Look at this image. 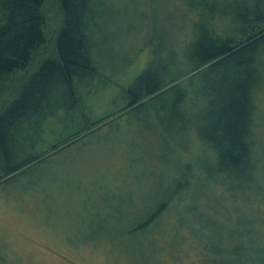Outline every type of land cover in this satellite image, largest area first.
<instances>
[{
  "label": "trees",
  "instance_id": "obj_1",
  "mask_svg": "<svg viewBox=\"0 0 264 264\" xmlns=\"http://www.w3.org/2000/svg\"><path fill=\"white\" fill-rule=\"evenodd\" d=\"M48 1L0 0V97L10 90L0 104V169L14 138L32 131L39 141L40 132L48 133L41 152L0 172V185L139 112L127 128L135 124L128 131H148L144 140L157 141L158 151L140 155L150 169L125 190L94 181L93 200L87 206L83 197L68 242H140L156 259L168 248L173 264L181 263L182 251L184 264H264V150L255 115L264 80V0H180L195 29L181 54L163 40L166 53L157 48L122 84L117 69L102 63L110 35L101 40L107 31L100 20L109 18L106 6L114 0H57L53 54L29 72L46 42ZM217 19L229 29L216 30ZM111 87L117 92L109 106L95 101ZM6 250L0 239V264L12 262Z\"/></svg>",
  "mask_w": 264,
  "mask_h": 264
},
{
  "label": "rangeland",
  "instance_id": "obj_2",
  "mask_svg": "<svg viewBox=\"0 0 264 264\" xmlns=\"http://www.w3.org/2000/svg\"><path fill=\"white\" fill-rule=\"evenodd\" d=\"M106 8L111 15L100 20L107 31L100 38L105 40L107 34L110 38L102 46L106 51L102 63L117 69L115 78L121 84L135 78L147 66L157 48L166 53L167 43L163 40L173 42L179 55L195 31L192 26L194 15L180 0H114L111 9ZM43 12L48 21L46 42L34 53L29 72L42 58L53 54L54 32L60 21L57 0H49ZM213 24L216 30L224 32L230 25L220 19ZM171 35L174 36L169 39ZM9 91L5 89L0 104L8 98ZM116 92L112 87L105 89L95 95V101H106L104 107L109 106ZM256 103V126L264 150V80L256 91ZM139 115L134 112L122 116L117 121L118 127L113 130L104 127L87 138L89 143L78 142L40 162H32L23 172L13 176L14 179L0 185V239L12 258L10 264H124L120 258L126 255L137 264H173L168 248L157 255L160 259H156L140 242L124 241L114 247L100 243L92 247L70 244L67 240L82 216L83 197L85 194L89 196L87 206L93 200L94 181L100 185L107 182L118 184L125 190L132 187L135 177L150 169V161L140 155L143 151H158L157 141L148 143L144 140L152 135L148 131H128L135 124L127 128V123L136 122ZM47 135L45 131L40 132L37 141L36 132L28 131L22 139L14 138L11 143L13 151L10 147L8 149L11 158L2 160V168L26 161L34 153L41 152ZM51 135L55 138V133ZM19 144L23 151L20 155L17 154ZM191 151L194 155L197 153ZM137 203L136 199V206ZM185 255L183 251L179 252L181 263L178 264H184Z\"/></svg>",
  "mask_w": 264,
  "mask_h": 264
}]
</instances>
